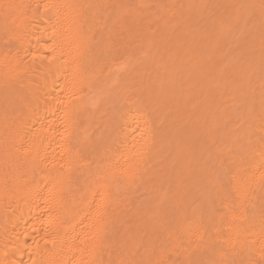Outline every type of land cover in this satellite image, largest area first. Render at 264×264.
Returning <instances> with one entry per match:
<instances>
[{
	"label": "bare ground",
	"instance_id": "obj_1",
	"mask_svg": "<svg viewBox=\"0 0 264 264\" xmlns=\"http://www.w3.org/2000/svg\"><path fill=\"white\" fill-rule=\"evenodd\" d=\"M134 1L0 0V264H264V0Z\"/></svg>",
	"mask_w": 264,
	"mask_h": 264
},
{
	"label": "rangeland",
	"instance_id": "obj_2",
	"mask_svg": "<svg viewBox=\"0 0 264 264\" xmlns=\"http://www.w3.org/2000/svg\"><path fill=\"white\" fill-rule=\"evenodd\" d=\"M128 1L130 2L129 4L132 5V7H133V4L135 3V1H134V0H128ZM132 1H133L134 3H131ZM142 1H143V2H142ZM142 1H141L142 4H140V5H141V7H143V8L140 7V9H143V11L146 12V16L149 14V17H150V16H152L151 14H153V16H155V17L152 16L153 20H154L155 18L158 19L159 16H160V18H161V16H162V15H161L162 10H164L163 13H166V15H168V13H167L166 11L171 12V11H169V10H172V12H173V13H172V16H173V14H174V16L176 17V18H175V17H174V18H175L176 20H178V17H177V15L175 14V11H176L175 8L178 9V7H179L178 5H179V4L181 5V0H172V1H171V0H169V1H168V0H161V1H160V0H150V1L147 0L148 2H147L146 0H142ZM151 1H152V2H151ZM165 1H166L167 3H166ZM173 1H174V2H177L178 5H176V6H178V7H175V3H174ZM139 2H140V0H139ZM161 4H162V5H161ZM140 5H139V6H140ZM146 5H147V6H146ZM171 5H172L173 7H172ZM152 6H153V7H152ZM156 6H157V8H156ZM213 6H214V5H213ZM213 6L211 5V7H213ZM137 7H138V6H137ZM145 7H147V8H145ZM165 7H166V8H165ZM174 7H175V8H174ZM153 8H154V10H153ZM159 11H161V12H159ZM145 12H144L143 14H145ZM150 12H151V13H150ZM213 12H214V11H213ZM215 12H216V10H215ZM159 13H160V14H159ZM170 14H171V13H170ZM170 14H169L168 16H171ZM156 15H157L158 17H157ZM147 17H148V16H147ZM149 17H148V18H149ZM156 19H155V22L153 21L154 24H155V25L153 24V27H154V28H155L156 23H157ZM203 23H204V21H203ZM203 23H201V24H203ZM154 28H153V29H154ZM225 60H226V59H225ZM225 60H223V61L226 63ZM262 73H263V72H262Z\"/></svg>",
	"mask_w": 264,
	"mask_h": 264
}]
</instances>
